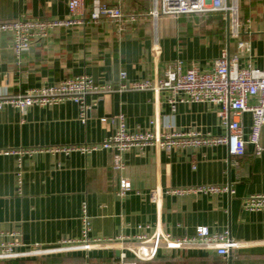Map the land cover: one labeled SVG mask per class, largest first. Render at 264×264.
I'll return each instance as SVG.
<instances>
[{
    "label": "crops",
    "instance_id": "obj_1",
    "mask_svg": "<svg viewBox=\"0 0 264 264\" xmlns=\"http://www.w3.org/2000/svg\"><path fill=\"white\" fill-rule=\"evenodd\" d=\"M93 0H85L89 7ZM120 3L137 21L122 33L106 18L98 24L59 27L40 43L27 50L18 63L10 33L0 32V91L18 93L77 75L87 74L97 84L118 85L120 73L126 83L161 79L175 61L183 70L198 63L211 70L223 48L237 55L240 67L252 64L264 70V0H239L241 34L229 33V19L221 12L183 14L178 17L151 16L154 0H101ZM24 16L37 18L69 17L67 0H0V21ZM239 41L250 50L239 48ZM168 91L127 90L89 95L92 106L88 119L80 120L77 103L68 100L48 107L33 106L25 113L5 106L0 110V150L52 147L101 142L116 129V121L103 117L125 116L131 132L156 128L222 135L226 132L219 106L208 103H178L173 111ZM256 99H251L254 102ZM251 113L242 117L244 138L250 134ZM264 149V127L261 133ZM112 150L89 154L39 152L23 158L22 168L14 154L0 153V228L1 240H12L18 233L17 251L56 247L61 239H80L82 206L91 217L92 238L105 246L89 251L43 257H23L0 264H118L120 254L135 259L138 235L151 236L161 229L171 238L192 237L199 226L212 234L230 229L242 246L226 257L213 248L199 245L166 246L152 260L137 264H264V211H246L244 197L264 194V150L256 155L247 144L243 156H230L228 145L203 146L194 150H160L133 147L124 154L125 167L113 168ZM233 158V159H232ZM236 159L238 165L233 161ZM22 170L18 185L17 171ZM122 177L132 189L120 195ZM231 185L232 194L175 195L171 188L198 185ZM165 192L160 205L152 203L149 191ZM52 255V256H51ZM40 256V255H39ZM12 261H20L10 263Z\"/></svg>",
    "mask_w": 264,
    "mask_h": 264
},
{
    "label": "built area",
    "instance_id": "obj_2",
    "mask_svg": "<svg viewBox=\"0 0 264 264\" xmlns=\"http://www.w3.org/2000/svg\"><path fill=\"white\" fill-rule=\"evenodd\" d=\"M67 7L69 17L65 19L24 16L15 20L0 21V32H8L12 36L13 50L18 63L22 62L24 53L31 46L47 39L51 32L59 27L98 24L106 18L116 26L118 32L122 33L130 23L137 21L138 18L134 13H126L120 3L110 5L101 0H93L89 7L86 6L85 0H67ZM211 12L226 14L229 19L230 35L240 36L242 23L239 0H154L151 16L157 20L162 16L178 17L183 14ZM238 45L240 49L250 50L249 44L244 41H239ZM126 77V72L122 71L118 85L97 84L93 77L82 74L18 93L0 91V110L5 106H11L25 113L33 106L48 107L71 100L78 104L80 120L85 123L92 107L87 102L89 95L151 89L155 92L168 91L170 93L168 102L173 111L176 110L178 103H208L219 106V114L226 126V132L222 135L199 132L182 133L173 130V125L168 121L165 125L168 130L162 132L156 128V119L151 121L154 129L131 132L127 127L125 116L119 114L102 118L103 122L116 121L117 126L114 133L101 142L8 149L0 150V153L16 155L18 166L21 169L23 158L31 157L39 152L89 154L100 149H107L114 152L113 168L116 170H122L125 167L124 154L133 147L145 149L148 146H154L160 150L171 151L228 145L230 156L238 158L245 154L247 144L251 143L255 146L256 155L262 154L264 150L261 145V133L264 127V70L252 64L240 67L237 55L232 57L228 47L222 49L220 56L214 61L213 68L209 71L201 70L198 63H193L184 71L183 63L179 60L168 67L165 76L161 79L142 80L128 84L124 81ZM251 99L256 100L251 102ZM246 112L251 113L252 117L247 140L244 138L242 123V117ZM233 163L238 165L236 159ZM22 176V170L17 171L19 186L22 184ZM131 189V181L122 177L119 194L125 195ZM233 192L231 185L216 184L175 187L167 191L175 195L232 194ZM164 194L165 192L161 189L154 188L149 191V198L152 203L160 205ZM242 205L246 211H264V194L244 197ZM81 221L80 239H61L56 247L49 249L33 248L25 252L17 251L21 245L20 238L18 233H12L11 241L5 242L0 239V261L70 251H89L105 246L104 241L90 236L92 222L86 204L82 206ZM3 235L4 231L0 228V237ZM144 242H150L149 250L144 255H139L131 249L135 254V259L129 261L127 253L122 252L118 264H137V260H152L157 256L159 249L166 246L199 245L213 248L218 254L226 257L230 256L233 249L242 246L232 237L230 229L212 234L205 226L197 227L194 236L181 239L171 238L158 228L151 236L138 235L137 240L132 243Z\"/></svg>",
    "mask_w": 264,
    "mask_h": 264
},
{
    "label": "bare ground",
    "instance_id": "obj_3",
    "mask_svg": "<svg viewBox=\"0 0 264 264\" xmlns=\"http://www.w3.org/2000/svg\"><path fill=\"white\" fill-rule=\"evenodd\" d=\"M141 244H143V246H137V249H134V251L139 255H144V253H146L149 250L150 242H144Z\"/></svg>",
    "mask_w": 264,
    "mask_h": 264
},
{
    "label": "rangeland",
    "instance_id": "obj_4",
    "mask_svg": "<svg viewBox=\"0 0 264 264\" xmlns=\"http://www.w3.org/2000/svg\"><path fill=\"white\" fill-rule=\"evenodd\" d=\"M64 253L67 254V252H64ZM64 253H54V254H52V255H59V256H60L61 254H64ZM52 255H51V256H52ZM43 256H44V255H40V256H37V257L40 258V257H43ZM60 257H61V256H60ZM62 258H63V259H62V262L65 261L66 264H70V263H71V262H69V258H70V257L65 256V257H62ZM28 264H29V263H28Z\"/></svg>",
    "mask_w": 264,
    "mask_h": 264
},
{
    "label": "water",
    "instance_id": "obj_5",
    "mask_svg": "<svg viewBox=\"0 0 264 264\" xmlns=\"http://www.w3.org/2000/svg\"><path fill=\"white\" fill-rule=\"evenodd\" d=\"M118 255L120 256V252L118 253ZM229 264H233V261H232L231 258H230V262H229Z\"/></svg>",
    "mask_w": 264,
    "mask_h": 264
},
{
    "label": "trees",
    "instance_id": "obj_6",
    "mask_svg": "<svg viewBox=\"0 0 264 264\" xmlns=\"http://www.w3.org/2000/svg\"><path fill=\"white\" fill-rule=\"evenodd\" d=\"M16 262H20V261H12V262H10V263H16Z\"/></svg>",
    "mask_w": 264,
    "mask_h": 264
}]
</instances>
